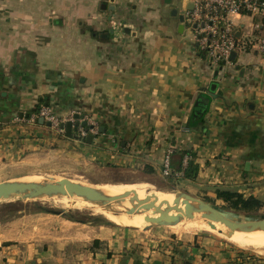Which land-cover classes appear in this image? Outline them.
Here are the masks:
<instances>
[{
	"label": "crops",
	"instance_id": "obj_1",
	"mask_svg": "<svg viewBox=\"0 0 264 264\" xmlns=\"http://www.w3.org/2000/svg\"><path fill=\"white\" fill-rule=\"evenodd\" d=\"M196 1L0 0V182L55 170L264 200V56L238 51L211 66L187 22ZM232 19L240 36L264 35V17ZM204 90L215 97L193 120ZM46 105L86 117V129L93 121L94 139L75 122L72 137L41 122L35 109ZM183 154L192 174L165 176V159L180 171ZM22 217L0 231V264H264L208 233L90 223L41 237L20 231Z\"/></svg>",
	"mask_w": 264,
	"mask_h": 264
},
{
	"label": "water",
	"instance_id": "obj_2",
	"mask_svg": "<svg viewBox=\"0 0 264 264\" xmlns=\"http://www.w3.org/2000/svg\"><path fill=\"white\" fill-rule=\"evenodd\" d=\"M184 20V17H181ZM112 33L114 30L111 31ZM108 33L101 35V37H108ZM237 36H240V32L237 33ZM237 56V51H233L231 55V60H235ZM215 87V86H214ZM213 88V87H212ZM212 97H215V94L203 91L193 108L192 119L200 120L206 114L209 109V105L211 103ZM80 114L76 113L75 117L77 119L80 118ZM39 120L44 122L45 119L40 117ZM49 125L51 124L49 121L47 122ZM86 125V121L83 122ZM66 133L69 137H72V121H67L65 124H62ZM95 135L90 134L86 137L87 141L91 142L94 139ZM170 192H175L183 197H186L191 202H194L198 205L199 209L202 212V217L209 220V225L211 227H216L215 223L220 222L224 224L229 229L233 231H255L259 229H264V217L253 219V220H245L241 219L239 213L234 211H230L224 209L220 206H217L211 202L203 201L196 196L186 192V191H178L176 188L170 190ZM133 192L127 191L120 195L109 196L101 192L99 189L95 187V184H86L83 182L76 181L69 177H64L58 180L50 179L41 182H26L20 180H6L0 182V201L11 199V198H20V199H36L42 197H53L59 195H71V196H79L84 197L85 199L91 202L103 203L107 204L109 202H121L124 198L129 195H132ZM131 201L136 202V205L129 208L127 210L128 213H133L137 209V207H145L147 203L154 205L157 200L152 199L151 195H148L147 198L142 200L138 196H131ZM148 203V204H149ZM168 204V202H167ZM175 205H169L165 208L163 205H158L157 209L160 212V217L156 219H146L149 223L145 226L146 229L162 226V225H173L181 222L182 220H190V219H198L199 212L185 207L180 211H177L176 214H172L171 212L174 210ZM53 213L65 215L67 213L66 209L62 210H51Z\"/></svg>",
	"mask_w": 264,
	"mask_h": 264
},
{
	"label": "built area",
	"instance_id": "obj_3",
	"mask_svg": "<svg viewBox=\"0 0 264 264\" xmlns=\"http://www.w3.org/2000/svg\"><path fill=\"white\" fill-rule=\"evenodd\" d=\"M245 14L253 18L264 17V0H197L194 8L188 13L187 22L194 34L196 49L208 59L211 66L220 68L223 64L230 63L233 51H255L264 56V35L259 36L251 32L237 36L232 15ZM75 115L69 113L59 116L46 105L41 106L35 116L49 121L59 133L65 132L62 124L67 121H72L73 125L76 123L80 138L98 131L93 121H90L92 126L90 129L80 126L84 121L87 125L88 120L82 116L77 119ZM190 159V155H186L182 169L174 172L170 166V158L167 157L164 161L163 174L177 178L184 176Z\"/></svg>",
	"mask_w": 264,
	"mask_h": 264
},
{
	"label": "bare ground",
	"instance_id": "obj_4",
	"mask_svg": "<svg viewBox=\"0 0 264 264\" xmlns=\"http://www.w3.org/2000/svg\"><path fill=\"white\" fill-rule=\"evenodd\" d=\"M33 177H27L21 181L41 182L40 178ZM57 177L60 178V176ZM95 187L109 196L120 195L124 192L131 191L133 192V197L138 196L145 201L147 196L151 195L152 199L157 200V202H155L154 205H151L148 201L146 202L147 206H136L137 209L135 210V212L128 213L127 210L136 205V202L131 201L132 195L127 196L121 202H109L107 204L91 202L84 197L71 195H59L55 196V198H58L60 204L65 207L74 206L78 208H90L91 210L102 214L109 220L114 218L119 220L121 224L132 225L141 228H144L149 224L146 219H156L160 217V212L157 209L158 205H163V207L166 208L168 204H178L174 206L175 208L171 212L172 214H176L177 211L188 207L199 212L200 216L198 219L182 220L177 224L171 225L176 228L175 230L184 231V233H191L195 230L205 229L214 233L216 236L222 239L237 244L238 246H240V248L242 247L246 249H253L259 253L264 254V229H259L251 232L233 231L220 222L215 223L216 227H211L209 225V220L201 216L202 212L197 204L191 202L186 197H183L175 192L153 190L151 189L150 184L139 182H104L95 184Z\"/></svg>",
	"mask_w": 264,
	"mask_h": 264
},
{
	"label": "rangeland",
	"instance_id": "obj_5",
	"mask_svg": "<svg viewBox=\"0 0 264 264\" xmlns=\"http://www.w3.org/2000/svg\"><path fill=\"white\" fill-rule=\"evenodd\" d=\"M30 176H34L33 178H40L41 181H46V180H50V179L58 180L60 178L71 176L69 178H72V179L79 181V182H83L86 184H96V183H93L92 181L86 179L83 176H80V175L72 176V175H70V173H68L66 171L61 172V171H55V170H53V171H42L41 170L40 172H36L34 174H31V175H26V176H24L22 178H18L16 180L21 181L27 177L29 178ZM55 176L57 179L55 178ZM57 176H60V178ZM109 182H119V181H109ZM120 182L148 183V182H145L142 180L120 181ZM148 184H150L151 189H153V190L166 191L165 189H160L159 186H161V185H159V184H153V183H148ZM192 195H194V194H192ZM194 196H196V195H194ZM196 197L203 200V201H208L203 197H198V196H196ZM42 198L43 199H41V198H36V199L11 198V199H6V200H1L0 201V231L4 230V229H6V230L9 229L8 227L11 224V222L18 221L19 219L23 218L22 216H24V217L26 216L25 218L27 220L24 222L23 228H20V231L21 232H28L27 235H31L33 233H37V235H39V233H40L41 237L54 236V237L62 238L64 236L63 232L68 230L67 228L69 226L71 227V225H72V227H75L72 230V231H74V234H75L76 229H78V231H80L79 229H82L84 224L87 225L90 223L114 225V226H119V227H130L133 229L138 228L137 230H145L146 229L145 227L141 228V227H136V226H132V225L121 224V222L119 220L114 219V218L109 220L108 218H106L102 214H100L94 210H91L90 208H82V207L78 208V207H74V206L65 207V206L60 204L58 198H55V196L47 197V198L42 197ZM208 202H211V201H208ZM211 203H213L217 206H220V207L223 206L222 202L213 201ZM62 209H66L67 213L70 216L74 217L75 220L69 219L68 217H66L62 214H56V213H53L51 211V210L56 211V210H62ZM239 215H240L241 219L253 220V219L264 217V209H261V211L256 212L255 214L254 213L247 214V213L240 212ZM28 216H31L30 219H28ZM70 220L75 221V224L71 223ZM38 224H39L38 228H40V229H37V227H34L35 225L37 226ZM170 226L171 225H162V226H155L154 228H157L159 230H163L164 233H174V234H178L180 236H186L189 234L192 235L195 233H208L211 235H215L214 233H212L208 230H205V229L204 230L203 229L195 230L191 233H184V231L175 230L176 228H174L173 226H171V227ZM38 230H39V232H38ZM75 235H79V233H77ZM0 237H2V236H0ZM223 240H225V239H223ZM225 241H227V240H225ZM228 242L231 243L232 245L236 246L237 248L245 251V252H248L254 256H262L264 258V254L259 253L253 249H246V248H242V247L240 248V246H238L237 244H234L230 241H228Z\"/></svg>",
	"mask_w": 264,
	"mask_h": 264
},
{
	"label": "trees",
	"instance_id": "obj_6",
	"mask_svg": "<svg viewBox=\"0 0 264 264\" xmlns=\"http://www.w3.org/2000/svg\"><path fill=\"white\" fill-rule=\"evenodd\" d=\"M39 108H36L35 111H38ZM186 155V154H185ZM183 154V156H185ZM189 161V165L186 169L188 175L192 174V171H194L193 162ZM171 166V161H170ZM177 172V171H176ZM172 176L170 177L173 179ZM176 178V177H175ZM208 201H216V202H222L223 206L222 208L234 211L236 213H247L252 214L261 211V209H264V200H260L259 198L255 196H245L243 193H240L236 190L230 189V188H217L216 189V198H205ZM20 211V210H19ZM64 216L68 217L69 219L75 220L74 217L70 216L68 213H66ZM245 252V251H244ZM248 257H257V256H251L252 254L245 252ZM258 258V257H257ZM186 264H189L188 262Z\"/></svg>",
	"mask_w": 264,
	"mask_h": 264
}]
</instances>
